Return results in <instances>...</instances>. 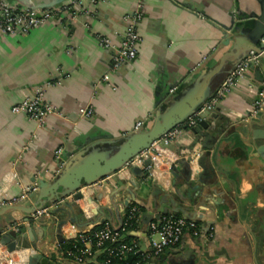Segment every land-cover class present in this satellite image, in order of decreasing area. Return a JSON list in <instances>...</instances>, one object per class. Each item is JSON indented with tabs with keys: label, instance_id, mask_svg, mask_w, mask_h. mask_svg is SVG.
Instances as JSON below:
<instances>
[{
	"label": "crops",
	"instance_id": "1",
	"mask_svg": "<svg viewBox=\"0 0 264 264\" xmlns=\"http://www.w3.org/2000/svg\"><path fill=\"white\" fill-rule=\"evenodd\" d=\"M7 1L38 4L44 0ZM84 3L85 10L64 11L60 17L47 20L27 33L0 34V205L24 192L28 195L23 201L32 203L37 179L53 178L62 162L75 154L89 136L109 134L117 138L134 129L136 121L150 124L156 109L186 86L201 65L210 66L229 48L222 44L223 25L242 20L246 5L255 6L259 12L258 0H85ZM135 10L141 12L136 22L140 35L137 54L111 68L112 48L101 45L97 37L105 35L113 44H119L126 25L124 16ZM255 66L261 79H256L254 69H250L249 75L239 77L201 118L220 127L217 140L202 135L195 141L199 133L192 128L180 132L165 145L168 159L158 161L151 174L141 166L140 171L122 166L82 185L83 197L75 200L78 207L88 215L95 204L108 205L111 210L105 211L101 223L118 226V216L109 200L111 190L119 184L130 185L131 180L144 181L146 189L140 191L141 195L147 196L152 188L159 187L160 194L170 193L175 199L174 203L164 205L171 209L186 206L189 217L200 226L198 235L185 231L177 244L150 257V264H264V168L260 158L242 141L245 133L249 134L255 126L247 128L245 121L252 115L257 89L264 82V59ZM229 68L227 63L218 85ZM37 88L42 89L45 100L56 110L42 124L11 110L12 104ZM89 104L92 114L79 115L80 109ZM200 130L213 133L202 126ZM192 142L194 146L189 151ZM190 154L194 157L193 171L201 173L192 181L199 184L198 189L202 190L199 192L185 183L189 165L181 158ZM173 159L180 161L169 172L168 162ZM186 192L193 195L190 200H185ZM124 193L122 190L119 194ZM67 198L71 200L70 196ZM88 198L93 201L88 202ZM132 205L138 207L137 219L127 234L140 249L148 250L150 237L157 238L149 229L156 212L130 203L124 209L119 207L122 222ZM174 214L184 215L181 211ZM34 215L25 221L18 210L0 214V252L12 259L0 257V264L15 261L28 264L27 257L35 252L27 249L31 245L44 252L37 264L44 257H49L52 264H102L101 249H95L80 262L66 255L48 209ZM28 223L33 235L28 232ZM41 226L51 230L48 235L40 234ZM10 229L16 231L17 248L9 252ZM62 229L64 235L70 230L68 239H75L77 230L71 223L66 222Z\"/></svg>",
	"mask_w": 264,
	"mask_h": 264
},
{
	"label": "water",
	"instance_id": "2",
	"mask_svg": "<svg viewBox=\"0 0 264 264\" xmlns=\"http://www.w3.org/2000/svg\"><path fill=\"white\" fill-rule=\"evenodd\" d=\"M63 1L65 0H44L38 4H30L27 1L24 3L35 7H47ZM258 2L259 12L255 10V6L250 7L246 5L243 15L244 18L242 20L238 23L233 24L230 22L223 25L222 44L229 45V48L222 52L218 59L210 66L206 63L201 65V68L196 72V76L186 86L176 94L173 93L170 95L165 102L156 109L150 124L147 125L142 122L138 127L117 138H113L109 134H95L89 136L85 139V144L75 154L62 162L61 167L53 178L50 180L44 178L37 179L36 188L33 189L31 194L36 195L32 203L26 204L23 201L24 198L16 202L5 203L0 205V214L4 213L6 210L14 209L24 215L25 221H29L35 216L34 212L37 209L47 207L50 214V222L56 223L59 242L71 236L69 234L70 230H68L69 233L67 232L66 235L62 234V227L66 222L71 223L73 228L77 231H85L89 229L87 225L97 224L103 221L105 211L111 210L110 206L95 204L92 208H89V214L86 215L85 210L78 207L75 202V200L83 197L80 187L120 169L133 155L148 147L153 140L160 137L167 130L183 121L187 116L198 109L217 88L218 78L223 70H225L227 63H229L230 66L227 70L228 73L250 49L256 51L260 50L262 46L260 38L264 34V0H258ZM211 58H213V55L208 58L207 61ZM261 59H264V53H261L258 61L250 67V69H254L253 75L256 79H261L258 76L257 67L255 66ZM173 90L172 88L171 91L175 92ZM245 123L247 124V128H249V125L255 126L250 128L249 134L245 133V138H242L243 144L249 147L252 152L260 158L262 163L261 166L264 168V142H256L258 139H264V105L256 114L251 115L250 119L246 120ZM200 126L208 128V130L213 131V133L208 131L202 132ZM192 130L199 133L195 141L202 137V135L206 136L207 139L217 140L220 133L219 126L210 124L204 119L199 120V122L192 127ZM241 132H243V130ZM193 142L189 146V151L194 146L195 142ZM210 145H207L208 148H210ZM193 158L191 154L188 155V157L184 155L181 158L182 160L186 159L189 165L186 170L185 183L192 189H195V192H199L202 191L198 189L199 184H193L192 181L194 177H200L201 173H195L193 171ZM178 161L180 160L173 159L168 162L169 172H172L173 166H175V163ZM212 169L213 168H211V170ZM131 170L140 171V167L133 166ZM205 183L206 182L203 181V184ZM145 186L146 183L144 181L131 180L130 185L124 183L119 184L111 190L109 200L118 216V226L113 225V228H119L122 223L119 207L124 209L130 203H135L148 212H156V219H158L162 213H177V211H181L186 217L190 216L186 206H178L176 209H171L170 206L164 205L167 202L174 203L175 199L172 198L170 193L160 194V188L157 186L152 188L147 196L141 195L140 191L143 192L146 189ZM122 190L125 192L123 195L119 194ZM68 196L71 197V200L67 198ZM192 196L191 193L186 192L185 200H190ZM92 201V198H88V202ZM27 225L29 234L33 235L34 230L31 224L28 223ZM49 231L51 230L41 226L40 234L47 233L48 235ZM9 234L12 236V239L7 241V250L10 252L17 248L14 239L16 231L10 229ZM25 249L26 248H22L21 250L24 251ZM27 249L35 251L27 257L28 264H37L44 252L34 245H31L30 248Z\"/></svg>",
	"mask_w": 264,
	"mask_h": 264
},
{
	"label": "built area",
	"instance_id": "3",
	"mask_svg": "<svg viewBox=\"0 0 264 264\" xmlns=\"http://www.w3.org/2000/svg\"><path fill=\"white\" fill-rule=\"evenodd\" d=\"M65 1L47 7H35L27 4L0 0V34L15 32L27 33L32 28L39 26L47 20L60 17L64 11H71L74 13L76 10L86 9L85 0ZM140 15V10H135L124 16L126 25L119 44H113L110 38L105 35L97 37L101 45L112 48L111 68H117L122 63L136 56L137 45L140 40L136 22ZM260 41L262 42L260 50L256 51L250 49L247 54L232 67L230 72L225 75L213 94L207 98L198 109L187 116L183 121L167 130L160 137L153 140L148 147L133 155L125 162L123 167L130 168L133 166H141L151 174L158 161L162 159L167 160L169 155L166 153L165 145L170 143L178 133L190 130L195 126L205 114L215 107L218 100L229 91L239 77L248 74L250 67L258 61L259 55L264 53V34L261 36ZM104 77H106V75ZM257 94L258 96L252 104V115L256 114L264 103V82L260 83ZM11 110L12 112L24 113L28 118L35 120L38 124H42L49 113L56 111L55 107L45 100L43 91L40 88H37L33 94L27 95L20 101L12 104ZM92 110L93 108L90 104L86 105L80 109L79 115L86 117L90 116ZM140 124L141 121H136L134 128L138 127ZM27 195L28 194L24 192L18 196H12L6 199V203L22 200ZM137 208L136 205L130 206L119 228L115 229L108 223L99 222L91 226L88 230L77 231L74 240H79L80 245L73 244V248H66V255L80 262L84 261L88 256H91L95 249H101L105 254L103 260L104 264H150V257L159 255L166 247L177 244L185 231H189L195 236L200 233V226L195 219L174 213H163L158 219H153L149 222V229L157 235V238L150 237V248L148 250H142L135 239L129 241L124 239V235L129 231L127 228L129 219H137ZM46 209L47 208L44 207L37 209L35 212L38 214L41 211H46ZM138 252L140 258L135 261H129V254ZM0 257L4 259L7 256L5 253L0 252ZM7 259L10 260L11 258L7 257ZM10 261H12V259ZM16 263L15 261V264Z\"/></svg>",
	"mask_w": 264,
	"mask_h": 264
},
{
	"label": "trees",
	"instance_id": "4",
	"mask_svg": "<svg viewBox=\"0 0 264 264\" xmlns=\"http://www.w3.org/2000/svg\"><path fill=\"white\" fill-rule=\"evenodd\" d=\"M140 208V207H139ZM135 226V219H129V222L127 224V228L128 229H132ZM124 239L129 241L132 238V236L130 234H125L124 235ZM60 243L62 244V247L64 248V251L66 248H73L74 245H80L79 240H74V239H63L62 241H60ZM74 244V245H73ZM105 254L102 253V264H104L103 260H104ZM140 258V254L138 253H130L128 256L129 261H135L136 259ZM41 264H52L51 260L49 257H44L41 261Z\"/></svg>",
	"mask_w": 264,
	"mask_h": 264
}]
</instances>
